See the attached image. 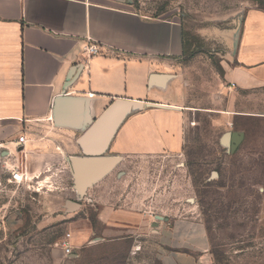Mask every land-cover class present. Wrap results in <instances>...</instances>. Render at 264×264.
Segmentation results:
<instances>
[{
    "label": "rangeland",
    "instance_id": "374dc122",
    "mask_svg": "<svg viewBox=\"0 0 264 264\" xmlns=\"http://www.w3.org/2000/svg\"><path fill=\"white\" fill-rule=\"evenodd\" d=\"M110 1L182 27L183 148L153 157L104 151L117 160L84 182L65 154L15 183L23 156L11 163L16 156L0 154V264H264V85L227 88L220 41L233 27L237 40L246 11L264 10V0ZM228 98L231 109L220 104ZM228 132L243 135L236 148L224 142ZM115 210L134 231L117 229ZM176 222L178 234L158 230ZM196 227L206 234L200 253L189 246ZM67 233L73 255L61 247Z\"/></svg>",
    "mask_w": 264,
    "mask_h": 264
},
{
    "label": "crops",
    "instance_id": "0c3cea01",
    "mask_svg": "<svg viewBox=\"0 0 264 264\" xmlns=\"http://www.w3.org/2000/svg\"><path fill=\"white\" fill-rule=\"evenodd\" d=\"M234 31L228 29L220 40L227 88L264 85V10L248 9L237 40ZM87 43L98 44L99 52L88 56ZM183 51L178 22L150 18L110 0H0L1 155L16 156L11 163L23 156L28 175L65 154L82 155L77 139L116 98L142 106L126 111L106 153L181 152L190 115L177 103ZM58 96L61 119L56 122ZM220 104L233 107L231 98ZM110 217L118 221L117 229L134 231L123 211ZM158 226L171 235L182 229L178 222ZM193 232L189 246L200 253L206 234L200 227Z\"/></svg>",
    "mask_w": 264,
    "mask_h": 264
},
{
    "label": "water",
    "instance_id": "95a60500",
    "mask_svg": "<svg viewBox=\"0 0 264 264\" xmlns=\"http://www.w3.org/2000/svg\"><path fill=\"white\" fill-rule=\"evenodd\" d=\"M61 97L58 96L54 102L52 114L56 122L61 119ZM140 106H142L141 102L116 98L79 136L77 143L81 147L82 155L70 156L69 159L75 165L81 182L85 181L87 175L92 176L102 172L117 160L115 156H105L102 153L107 148L112 133L124 118L126 111ZM242 139L243 135L237 132H228L223 138L224 142L232 144L233 148H236ZM76 206L72 205L73 208Z\"/></svg>",
    "mask_w": 264,
    "mask_h": 264
},
{
    "label": "built area",
    "instance_id": "2783aa9c",
    "mask_svg": "<svg viewBox=\"0 0 264 264\" xmlns=\"http://www.w3.org/2000/svg\"><path fill=\"white\" fill-rule=\"evenodd\" d=\"M83 52L87 53L88 56L97 54L99 52V47L98 44L93 43V44H89L87 43L86 46L83 48ZM16 172H20V174L18 175ZM21 174H25V172H21V171H12L11 172V179L13 181H18L19 182H24L25 179H23ZM61 247L64 250L66 255H71L73 254V244L71 241V237H70V233H67L63 239L61 240Z\"/></svg>",
    "mask_w": 264,
    "mask_h": 264
},
{
    "label": "bare ground",
    "instance_id": "6f19581e",
    "mask_svg": "<svg viewBox=\"0 0 264 264\" xmlns=\"http://www.w3.org/2000/svg\"><path fill=\"white\" fill-rule=\"evenodd\" d=\"M18 175L20 174V172H16ZM22 175V177H23V179H25L26 181H28V180H30V179H32L33 177H37V175L38 174H34V176H32V177H28L27 175H26V173L25 174H21ZM15 183H18V181H14Z\"/></svg>",
    "mask_w": 264,
    "mask_h": 264
},
{
    "label": "trees",
    "instance_id": "16d2710c",
    "mask_svg": "<svg viewBox=\"0 0 264 264\" xmlns=\"http://www.w3.org/2000/svg\"><path fill=\"white\" fill-rule=\"evenodd\" d=\"M183 55L185 56V48H184V51H183Z\"/></svg>",
    "mask_w": 264,
    "mask_h": 264
},
{
    "label": "flooded vegetation",
    "instance_id": "af4514ba",
    "mask_svg": "<svg viewBox=\"0 0 264 264\" xmlns=\"http://www.w3.org/2000/svg\"><path fill=\"white\" fill-rule=\"evenodd\" d=\"M0 154H1V151H0Z\"/></svg>",
    "mask_w": 264,
    "mask_h": 264
}]
</instances>
